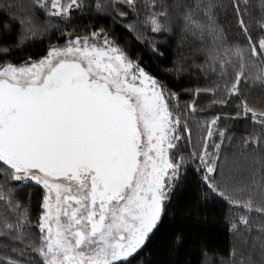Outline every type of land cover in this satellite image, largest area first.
Segmentation results:
<instances>
[{
  "label": "snow or ice",
  "instance_id": "6c2138e0",
  "mask_svg": "<svg viewBox=\"0 0 264 264\" xmlns=\"http://www.w3.org/2000/svg\"><path fill=\"white\" fill-rule=\"evenodd\" d=\"M0 264H264V0H0Z\"/></svg>",
  "mask_w": 264,
  "mask_h": 264
},
{
  "label": "trees",
  "instance_id": "16d2710c",
  "mask_svg": "<svg viewBox=\"0 0 264 264\" xmlns=\"http://www.w3.org/2000/svg\"><path fill=\"white\" fill-rule=\"evenodd\" d=\"M37 49H33V51H36ZM226 242L224 241L223 237H221V246H225Z\"/></svg>",
  "mask_w": 264,
  "mask_h": 264
}]
</instances>
